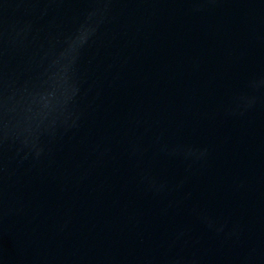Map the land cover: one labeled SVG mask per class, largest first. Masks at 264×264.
<instances>
[{"label": "water", "instance_id": "1", "mask_svg": "<svg viewBox=\"0 0 264 264\" xmlns=\"http://www.w3.org/2000/svg\"><path fill=\"white\" fill-rule=\"evenodd\" d=\"M0 264H264V0H0Z\"/></svg>", "mask_w": 264, "mask_h": 264}]
</instances>
